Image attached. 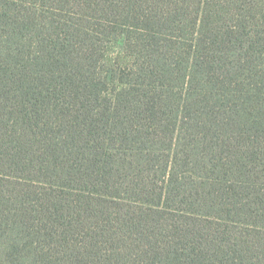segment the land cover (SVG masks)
<instances>
[{
    "label": "trees",
    "instance_id": "1",
    "mask_svg": "<svg viewBox=\"0 0 264 264\" xmlns=\"http://www.w3.org/2000/svg\"><path fill=\"white\" fill-rule=\"evenodd\" d=\"M0 264H264V0H0Z\"/></svg>",
    "mask_w": 264,
    "mask_h": 264
}]
</instances>
